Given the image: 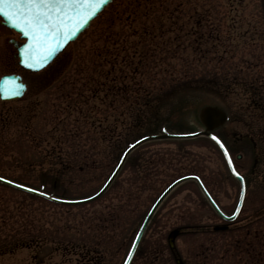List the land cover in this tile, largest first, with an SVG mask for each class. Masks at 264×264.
I'll list each match as a JSON object with an SVG mask.
<instances>
[{
    "label": "rangeland",
    "instance_id": "obj_1",
    "mask_svg": "<svg viewBox=\"0 0 264 264\" xmlns=\"http://www.w3.org/2000/svg\"><path fill=\"white\" fill-rule=\"evenodd\" d=\"M168 15L174 21L171 25ZM160 18L163 28L175 29L177 39L171 42L180 46L179 59L168 58L169 52L162 48L170 45L168 38L162 39L168 31L158 35L155 49L154 42L133 34L145 27L147 31L157 28ZM66 50L69 56L73 54L69 69L24 101L28 110H22L24 104L17 101H0V114L20 115L17 123L0 119L1 176L55 196L84 197L99 188L121 150L134 139L163 131L204 129L205 115H210L211 132L228 151L235 171L247 180L238 225L264 229V214L257 218L255 212L264 204V160L252 163V152L264 153V0H111ZM137 54L145 67L133 79L151 78L155 84L157 78L169 75H164L165 70L180 79V87L165 85L160 93L151 86L158 96L149 99L159 109L157 117H174L175 125L150 119L153 109L149 106L142 107L141 123L131 122L133 117L129 119L127 113L121 122L119 100L112 101L115 107L108 106L112 96L104 98L103 91L83 102L82 80L89 72L97 77L93 62L104 65L115 58L122 68L116 74H123L130 68L126 62H135ZM76 87L82 90V98ZM198 100H208L216 108L191 109ZM79 109L87 116L82 117ZM106 124L116 128L104 134L101 129ZM62 127L75 130L67 137ZM59 130L64 144L57 156L49 146ZM249 136L256 140L255 146ZM75 144L85 150L94 148L97 153L87 156L94 161L89 166L59 165L60 158H72ZM176 168L179 175L200 176L223 210L234 208L238 181L218 146L206 136L140 144L128 154L108 188L85 203H54L0 183V264H79V252L87 250L99 253L96 257L102 264H121L142 216L159 191L178 175ZM143 172L148 173L145 182L140 179ZM221 222L196 183L181 182L151 216L129 264H175V258L182 264H201V244L209 253L203 264H224L232 252L231 241L242 231L210 232L211 225ZM175 227L179 232L170 251L166 234Z\"/></svg>",
    "mask_w": 264,
    "mask_h": 264
},
{
    "label": "trees",
    "instance_id": "obj_2",
    "mask_svg": "<svg viewBox=\"0 0 264 264\" xmlns=\"http://www.w3.org/2000/svg\"><path fill=\"white\" fill-rule=\"evenodd\" d=\"M175 5H179L175 4ZM144 15V13H143ZM161 16V15H160ZM168 19H170V25L174 22L171 18V15H168L167 17ZM164 20L163 19H159L158 20V27H154L155 29L153 30H149L147 31L145 27V29L137 32V33H133L136 36H141L143 40H148L150 43L152 44L153 49L156 48V42L155 40L157 39L158 35H163L165 32L168 31V34L165 35L162 39L164 38H168L170 45L169 47H163V49L166 50V52H169V56L170 57H175L177 59L180 58L181 54L180 52L177 51V48H179V44H176V42H171L172 40H176L177 39V34H175L173 31H175V29H173L171 26H167L166 28H163L164 25ZM160 33H157L159 32ZM178 31V30H176ZM136 32V31H134ZM150 43L148 44L147 47H150ZM165 44V43H164ZM123 51V50H122ZM98 55H100V53H98ZM116 57V56H113ZM137 60L135 62L129 60V62L126 64V66L130 67L129 69H127L123 74L118 73L116 74V72L118 70L122 71V68L116 64V59L112 58L109 59L108 61H105L106 64H102V63H92V66L94 68H96L95 72H96V76L95 78L92 77V73L89 72L90 74H88L87 76L84 77V80H82L81 85L84 86L86 89V94H85V99H83V102L86 103L85 101L88 100V98H92L97 96V93L99 91H103L104 94V98L108 97V96H112V98L109 100V102L107 103L108 106L112 105V101L116 98V100H119V103H117V106H122V108L120 109V111L118 112V115H120L121 118V122L123 121V117L122 114L127 113L126 115L131 119V122H139L141 123L143 121L140 112L142 111V107L144 106H149L153 109V115L151 116L150 119H154L155 122L157 121H166L168 122V124L173 125L175 123L176 118L168 116L165 118H158L157 117V113H158V108L156 105H152L150 103V97H156L158 96L157 93H153V90L151 89V86H156V88L159 90L157 92L160 93V88L162 86H173L174 84H176L177 86H180L182 83H180V79L178 77H176L177 75H174L173 73H171L169 70H165V76H166V72H169V75H167V77H163V78H157L156 79V83L152 84L151 78L150 79H144V81L139 78V79H133L132 75L139 73H142L143 68L145 67V63L143 62L142 57L137 54L136 56ZM140 59V60H139ZM130 64H133L130 66ZM171 64L170 62L167 64L169 65ZM188 64V63H187ZM107 67V68H105ZM173 71V70H172ZM184 72V71H183ZM109 76V77H108ZM99 77H102V79H99ZM125 79H127L125 81ZM153 79V78H152ZM193 81V80H192ZM175 87V86H174ZM173 87V88H174ZM76 89L78 90L76 94H78V96L80 97L82 94V90L78 87H76ZM64 96L66 97V93L64 94ZM82 98V96H81ZM98 98V97H97ZM100 99V97H99ZM102 100V99H100ZM177 104V103H176ZM174 104V106L176 105ZM67 108V105H65ZM114 106V105H113ZM111 106V107H113ZM93 107L94 105L90 106L88 109V111L92 112L93 111ZM115 107V106H114ZM127 107V108H125ZM82 117H86L87 114L86 112H82V110L79 109V111H77ZM98 113V110L96 111ZM134 114V115H133ZM11 115V114H10ZM13 119H15L14 121L17 120V116H12ZM17 123V122H16ZM123 124V123H122ZM133 125V124H132ZM18 126V125H16ZM131 126V125H130ZM3 128V127H2ZM116 128V126L111 125V124H106L105 127L103 129H101L102 132H104V134L106 133H111L114 129ZM62 129L65 130V127H62ZM6 130V129H5ZM75 130V129H74ZM74 130L71 132V129H66L64 133L62 131V133H64V135H66L67 137H69L70 135H72V133L74 132ZM1 131V129H0ZM78 142V141H77ZM76 142V143H77ZM63 135L61 134L60 130L57 133V136H55V139L53 141L50 142V153L51 154H56L57 156L62 154V148H63ZM76 146L74 147V151L72 152V155L70 157H66L67 159H59L58 163L59 165H68L69 162L70 164L75 167L77 165H87L89 166L88 163H91L94 161V159H90L88 160L87 156H91L95 153H97L95 150H93L94 148H88V150L84 149V146H79L78 144H75ZM43 146L47 147L46 144H43ZM66 155L68 156V153H66ZM172 160V158H171ZM65 165V166H66ZM70 166V165H69ZM180 170V169H179ZM179 170L178 168H176V173H178L179 175ZM146 172L142 173V182H145L144 180L147 179L148 176H146ZM177 175V176H178ZM181 175V174H180ZM176 177V176H175ZM240 240H238V242H236V244L233 245L234 250L236 252V254L234 253L233 256L236 257V261L235 264H244V263H249L248 259H249V243L250 242H245L243 244H241L240 246ZM241 242H243L241 240ZM81 256H85V253L81 252L80 253ZM230 264H234V263H230Z\"/></svg>",
    "mask_w": 264,
    "mask_h": 264
},
{
    "label": "snow or ice",
    "instance_id": "obj_3",
    "mask_svg": "<svg viewBox=\"0 0 264 264\" xmlns=\"http://www.w3.org/2000/svg\"><path fill=\"white\" fill-rule=\"evenodd\" d=\"M103 3L104 0H0V14L28 37L29 44L25 45L28 52L26 54L25 49L21 50L24 57L21 63L36 68L38 65L31 55L33 50L39 48L43 53L42 59L51 56L64 39L74 35L76 30L95 15ZM212 139L223 149V144L215 136ZM225 156L227 157L226 151ZM229 166L231 167L230 161ZM4 179L5 177L0 176V180ZM237 211L239 206L232 215L235 216ZM133 243L135 244V241ZM131 255L132 249L129 248L128 257ZM128 257L125 258L124 264H128Z\"/></svg>",
    "mask_w": 264,
    "mask_h": 264
},
{
    "label": "water",
    "instance_id": "obj_4",
    "mask_svg": "<svg viewBox=\"0 0 264 264\" xmlns=\"http://www.w3.org/2000/svg\"><path fill=\"white\" fill-rule=\"evenodd\" d=\"M109 2V0H104V3L100 5L99 9H97L95 15L98 13V11L103 7L105 6L107 3ZM1 16L4 18L5 20V23L11 27L12 24L8 22L7 18L5 16H3L1 14ZM94 16V15H93ZM92 16V17H93ZM91 17V18H92ZM82 26L80 27L78 30H76L75 34L64 39L61 44L56 48L55 52H53V54L51 56H48L46 59H42L43 57V53L42 51L39 49V48H36L35 50H33L31 52V55H32V58L33 60L37 63L38 67L36 68H31V69H37L39 68L41 65H44L47 61H49L60 49H62V47L71 39H73L77 34L78 32H80L83 28H85L90 19ZM16 30L20 31L22 34L23 32L19 29V28H16L14 27ZM24 35V34H23ZM25 36V35H24ZM27 38V44H29V39L28 37ZM25 49V46L24 48ZM28 50L25 49V53L27 54ZM20 58L21 60L24 58L22 57L21 53H20ZM21 62V61H20ZM25 67H28L25 63H22ZM30 68V67H28ZM19 78L16 77V76H5V77H1L0 78V93H2L3 95H0V97L2 99H8V98H12V97H17L20 95V93L22 92V89H23V86L19 83ZM197 134H206V135H209L210 137H213L210 133H208L207 131H200V132H196V133H190V134H153V135H146V136H143L139 139H137L136 141H134L133 143H131L122 153L118 163L116 164L115 168L113 169V171L111 172V174L109 175V177L107 178V180L105 181V183L103 184V186L94 194L88 196V197H85V198H80V199H61V198H57V197H53V196H50L48 194H45L43 192H40V191H37L35 189H32V188H29V187H20V184L18 183H8V181L10 180H7V179H4V180H0L1 183H4V184H7V185H10V186H13L15 188H19V189H22V190H25V191H29V192H32V193H35V194H38V195H41L43 197H46L50 200H53V201H57V202H62V203H80V202H85V201H89V200H92L94 198H96L105 188L106 186L109 184V182L111 181V179L113 178V176L115 175V173L117 172L118 168L120 167L125 155L132 149L134 148L136 145H138L139 143L145 141V140H149V139H154V138H163V137H188V136H195ZM216 141V140H215ZM220 146V144H218ZM221 148V147H220ZM221 150L223 151L224 155H225V150L224 148ZM226 157V156H225ZM226 160H227V163H228V166H229V158L228 156L226 157ZM230 167V166H229ZM230 169H232V166L230 167ZM187 178H193L197 183L198 185L200 186V188L202 189V191L205 193V195L207 196L208 200L210 201L211 205L219 212V210L217 209L216 205L214 204V202L210 199V197L208 196V194L206 193L205 189L203 188L202 184L200 183L199 179L194 176V175H186V176H182V177H179V178H176L175 180H173L170 184H168L164 189L163 191L158 195V197L155 199V201L153 202V204L151 205L150 209L148 210L147 214L145 215L142 223H141V226L136 234V237L134 239L135 241V244L132 243L131 245V249H132V252L134 250V247L137 243V240L140 236V233L142 232L146 222L148 221L150 215L152 214V212L154 211V209L156 208V206L158 205V203L162 200V198L168 193V191L174 186L176 185L177 183H179L180 181L184 180V179H187ZM177 229H171L168 233H167V236H166V239H167V243H168V246L169 248H173L174 246V238L177 234ZM128 257V254L127 256ZM130 257H128V260H129ZM177 263H179V260L177 259ZM124 264V263H123Z\"/></svg>",
    "mask_w": 264,
    "mask_h": 264
},
{
    "label": "flooded vegetation",
    "instance_id": "obj_5",
    "mask_svg": "<svg viewBox=\"0 0 264 264\" xmlns=\"http://www.w3.org/2000/svg\"><path fill=\"white\" fill-rule=\"evenodd\" d=\"M23 42V38L12 29L7 28L1 23L0 20V74H18L25 85V90L22 98L19 100L21 102L32 99L34 96L42 92V89L47 84L52 83L58 76L66 69L69 62V53H66V49L59 53L52 61H50L46 66L38 70L25 69L19 64L18 59V47ZM249 142L255 146L256 140L253 136L247 137ZM252 163L257 164L258 160H264L263 152H252ZM244 180L247 181L244 177ZM259 208H264V204L260 205ZM257 218L264 214V209L258 210ZM226 214L228 212L224 211ZM239 215V214H238ZM238 215L230 221L223 220L224 228L222 230H228L233 227V225L238 224L241 220ZM264 217V216H263ZM251 220V219H249ZM248 220V221H249ZM238 221V222H237ZM264 221V220H263ZM246 234L250 237H258L261 232L264 234V229L260 230L257 228H252L250 231L246 228ZM99 264H101L99 262Z\"/></svg>",
    "mask_w": 264,
    "mask_h": 264
}]
</instances>
